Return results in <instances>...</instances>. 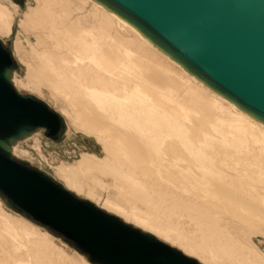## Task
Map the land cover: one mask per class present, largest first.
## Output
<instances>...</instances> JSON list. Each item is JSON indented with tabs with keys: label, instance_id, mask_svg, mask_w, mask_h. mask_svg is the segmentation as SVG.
I'll list each match as a JSON object with an SVG mask.
<instances>
[{
	"label": "rangeland",
	"instance_id": "rangeland-1",
	"mask_svg": "<svg viewBox=\"0 0 264 264\" xmlns=\"http://www.w3.org/2000/svg\"><path fill=\"white\" fill-rule=\"evenodd\" d=\"M14 3L0 0V38L16 86L69 126L17 154L202 264H264V127L92 0ZM24 219L0 201V264H90Z\"/></svg>",
	"mask_w": 264,
	"mask_h": 264
},
{
	"label": "water",
	"instance_id": "water-1",
	"mask_svg": "<svg viewBox=\"0 0 264 264\" xmlns=\"http://www.w3.org/2000/svg\"><path fill=\"white\" fill-rule=\"evenodd\" d=\"M136 29L208 89L264 125V0H93ZM22 5V0H16ZM0 38V201L76 249L90 264H202L78 197L17 154L43 132H69L64 116L14 83L16 62ZM264 251V242H259Z\"/></svg>",
	"mask_w": 264,
	"mask_h": 264
},
{
	"label": "bare ground",
	"instance_id": "bare-ground-1",
	"mask_svg": "<svg viewBox=\"0 0 264 264\" xmlns=\"http://www.w3.org/2000/svg\"><path fill=\"white\" fill-rule=\"evenodd\" d=\"M93 1V0H92ZM96 3V2H95ZM97 5H99L101 8H103L106 12L114 15L119 21H121L124 25L128 26L129 28H131L132 30H134L136 32V34L138 36H140L141 38H143L151 47H153L157 52H159L161 55H163L164 57H166L170 62L174 63L186 76H188L189 78H191L195 83H197L200 87H202L206 92H208L211 96H214L216 98H218L220 101H222L225 104H229L230 106H232L236 111L242 113L244 116H246L250 122H256V124L261 125L264 127L263 124L257 122L256 120H254L252 117H250L249 115H247L246 113L242 112L240 109H238L233 103L227 101L225 98L221 97L220 95L216 94L215 92H213L212 90L208 89L206 86H204L201 82H199L198 80H196L194 77H192L190 74H188L184 69H182L178 64H176L173 60H171L168 56H166L165 54H163L162 52H160L158 49H156L152 44H150L136 29H134L132 26H130L129 24H127L125 21L121 20L119 17H117L114 13L106 10L104 7H102L100 4L96 3ZM18 5L14 3V9L17 10ZM9 32V31H8ZM101 58V57H100ZM102 59V58H101ZM102 61L104 62V60L102 59ZM14 83L16 85L15 82V75H14ZM201 89V88H200ZM147 102V101H146ZM233 109V110H234ZM65 118V117H64ZM67 122V121H66ZM249 122V121H248ZM68 125V124H67ZM69 127V126H68ZM263 129V128H262ZM101 168V167H100ZM102 169V168H101ZM109 172V170H108ZM126 180H129V176L126 174ZM132 184H137L139 185V183L135 180H131ZM18 215V214H17ZM22 217V216H21ZM24 218V217H23ZM26 219V218H25ZM24 219V220H25ZM27 221V219H26ZM28 222L30 223V221L28 220ZM31 224L33 225L34 223L31 222ZM36 225V224H34ZM38 226V225H36ZM39 227V226H38ZM45 230V229H44ZM46 231V230H45ZM47 232V231H46ZM149 232V231H148ZM48 233V232H47ZM49 234V233H48ZM153 234V233H152ZM51 235V234H50ZM154 235V234H153ZM52 236V235H51ZM53 237V236H52ZM55 238V237H54ZM261 248V247H260ZM86 259V258H85ZM88 262V261H87ZM89 263V262H88Z\"/></svg>",
	"mask_w": 264,
	"mask_h": 264
}]
</instances>
